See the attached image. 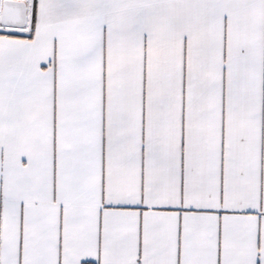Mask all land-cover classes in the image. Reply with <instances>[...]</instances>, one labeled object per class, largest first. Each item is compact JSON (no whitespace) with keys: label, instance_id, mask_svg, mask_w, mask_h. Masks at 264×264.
Returning a JSON list of instances; mask_svg holds the SVG:
<instances>
[{"label":"snow or ice","instance_id":"6c2138e0","mask_svg":"<svg viewBox=\"0 0 264 264\" xmlns=\"http://www.w3.org/2000/svg\"><path fill=\"white\" fill-rule=\"evenodd\" d=\"M0 264H264V0H0Z\"/></svg>","mask_w":264,"mask_h":264}]
</instances>
